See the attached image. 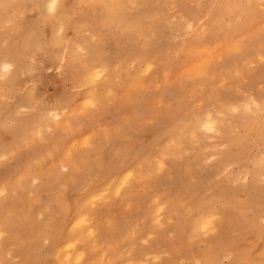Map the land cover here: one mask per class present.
<instances>
[{
  "label": "clouds",
  "instance_id": "9594fccd",
  "mask_svg": "<svg viewBox=\"0 0 264 264\" xmlns=\"http://www.w3.org/2000/svg\"><path fill=\"white\" fill-rule=\"evenodd\" d=\"M53 2L0 0V264H264L258 124L230 117L223 136L199 130L210 114L223 119L213 82L183 87L172 75L163 111L175 115L148 113L152 123L135 127L160 70L171 72L204 33L258 38L264 0ZM137 82L145 87L132 90ZM117 126L126 134L108 139L103 130ZM173 138L178 158L144 179ZM211 216L215 231L205 233Z\"/></svg>",
  "mask_w": 264,
  "mask_h": 264
},
{
  "label": "snow or ice",
  "instance_id": "6c2138e0",
  "mask_svg": "<svg viewBox=\"0 0 264 264\" xmlns=\"http://www.w3.org/2000/svg\"><path fill=\"white\" fill-rule=\"evenodd\" d=\"M55 7L54 0L49 5V9L54 10ZM185 29L189 34L197 30L191 22H186ZM198 46L202 55L199 62L195 63L192 67L177 64L171 72L167 67L160 70L157 75V83L155 84V88L160 91L155 93L149 91L147 94V106L144 108L143 113L138 111L137 115L139 118L135 121V127L142 130L152 123L151 119L143 118L148 113H157L162 118L167 119H171L175 115L172 111L164 112L163 110L166 105L169 109L172 107L171 104H168V93L172 90L169 89L168 84L171 76L177 75L179 86L183 87H188L189 84L199 81L203 88L205 81L213 82L209 96L210 99H214L221 106L222 110L218 111L216 116L223 119H214L210 114L206 119H201L197 122L199 130L215 134L216 136H223L224 133L218 125H230V117H239L245 127H255L258 124L260 138L264 142V30L261 31L258 38L247 43H243L218 31L204 33L203 39L199 42ZM80 51L83 52V49ZM152 67V64H148L146 71L151 70ZM7 69L8 66L5 65L4 70L7 71ZM100 75L102 73H95L93 79L99 78ZM257 85H259V91H257ZM144 87L145 85L142 82H137L130 86L132 90ZM176 87L177 85H173V88ZM225 89H231L232 91L226 92L224 91ZM109 95H112V93H109ZM127 95L130 96L131 91ZM240 97H243V99H240ZM88 106L95 107V104L89 100L85 107L87 108ZM157 106H159V111ZM103 131L104 135L110 140L126 134L123 126L105 128ZM177 131L179 130H174L172 135L175 136ZM184 131H187V129H184ZM242 135L240 126L233 128L231 131L233 143ZM182 138L183 136L181 135ZM191 139L193 142L196 141L197 135L195 131L191 132ZM84 144H88V139L84 140ZM180 147L181 145L178 144L177 139H171L160 156L154 162L149 163V171L144 179L162 176L166 170L165 161L178 158ZM219 147L226 149L228 148V144L222 143ZM124 155L123 151L117 154L121 159ZM212 159L215 160L216 156H213ZM256 166L264 170V155L256 162ZM246 180L247 177L243 175L236 178L237 183ZM260 182L264 184V176L260 177ZM126 183L127 177L124 178L121 187ZM116 194H120V188L116 189ZM0 195H4V193L0 191ZM105 195L106 193H102L93 199L98 201L103 200ZM60 199L62 202V196ZM43 219L47 220V224H52L53 222V218L50 216ZM216 219L215 216L206 219L202 224V231L205 233L215 231L213 222ZM86 221L87 217H83L80 223H85ZM79 259L77 257V260Z\"/></svg>",
  "mask_w": 264,
  "mask_h": 264
},
{
  "label": "rangeland",
  "instance_id": "374dc122",
  "mask_svg": "<svg viewBox=\"0 0 264 264\" xmlns=\"http://www.w3.org/2000/svg\"><path fill=\"white\" fill-rule=\"evenodd\" d=\"M198 43L189 46L185 59L180 61L179 65L192 67L195 63H198L201 57V50Z\"/></svg>",
  "mask_w": 264,
  "mask_h": 264
}]
</instances>
